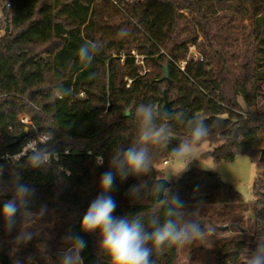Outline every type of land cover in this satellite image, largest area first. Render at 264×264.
<instances>
[{
	"label": "trees",
	"instance_id": "1",
	"mask_svg": "<svg viewBox=\"0 0 264 264\" xmlns=\"http://www.w3.org/2000/svg\"><path fill=\"white\" fill-rule=\"evenodd\" d=\"M1 6L0 155L19 151L27 139L55 135L59 160L48 172L29 171L24 179L37 188L33 210L46 204L72 217L62 231L87 241L84 264H110L97 249V235L80 232V220L100 194L99 177L112 150L137 139L136 123L126 112L134 114L140 104L162 108L166 99L171 111L210 126L205 156L221 162L246 154L257 169L250 218L244 196L216 172L194 167L170 182L186 208L201 199L203 206H224L219 218L200 210L204 224L220 234L214 252L204 245L195 249L203 255L200 264H234L246 247L254 249L256 236L264 234V0H4ZM122 28L128 30L123 38ZM85 41L100 45L87 68L76 55ZM191 44L198 57L190 54ZM23 116L31 123L22 122ZM169 125L172 139L148 146L153 171L141 178L149 185L142 200L127 195L136 178L116 177L110 193L114 215L147 217L155 205L153 186L164 175L159 166L173 158L170 151L188 131L175 120ZM22 131L27 135L17 143ZM97 155L104 157L102 167L95 164ZM10 241L0 220V264L20 256ZM56 251L42 250L44 258L51 256L43 264H55ZM152 260L182 264L180 247L154 252Z\"/></svg>",
	"mask_w": 264,
	"mask_h": 264
},
{
	"label": "clouds",
	"instance_id": "2",
	"mask_svg": "<svg viewBox=\"0 0 264 264\" xmlns=\"http://www.w3.org/2000/svg\"><path fill=\"white\" fill-rule=\"evenodd\" d=\"M118 35L126 37L128 30L122 28ZM99 51L98 43L85 41L76 55L80 64L87 68ZM129 115L136 123L137 139L127 148L120 145L112 150L108 170L99 177L100 194L84 212L80 220V232L97 235V249L109 259L110 264H154V252L203 241L214 233L213 228L205 229L199 221L200 208L205 201L198 200L186 208L185 202L178 194H173L168 186L173 178L179 179L187 171L188 165L196 160L197 146L209 137L211 129L198 116L189 118L182 111H166L151 103L140 104L134 114L130 112ZM173 120L186 124L188 129L185 136L178 138V147L170 151V156L182 160L185 166L174 173L162 175L154 184L158 199L147 217L114 215L117 204L110 193L116 177L121 181L129 177L136 178L139 182L130 186L127 195L132 200H142L149 185L141 178L153 171V155L148 146L167 144L172 139L169 121ZM65 139L68 137L65 136ZM57 143L53 133H45L38 138L25 140L18 152L5 153L0 157L8 161L7 165L0 164V220L3 232L11 237L14 252H19L38 238H51L48 229L52 228V224L45 222L48 207L42 204L37 210L32 209L37 188L25 181L24 176L29 171L48 172L53 163L59 160ZM95 164L102 167L105 164L104 157L97 155ZM161 209L163 217L160 215ZM63 241L66 247L58 253L55 264H84L81 255L87 247L84 237L69 230ZM244 257V264H264V234L256 236L254 249H244ZM13 264H37V260L33 255L23 258L17 256Z\"/></svg>",
	"mask_w": 264,
	"mask_h": 264
},
{
	"label": "rangeland",
	"instance_id": "3",
	"mask_svg": "<svg viewBox=\"0 0 264 264\" xmlns=\"http://www.w3.org/2000/svg\"><path fill=\"white\" fill-rule=\"evenodd\" d=\"M3 1L4 0H0V18H1L0 19V34L3 33L4 26H5V19L2 16L3 12H2V6H1ZM210 149H211V146L209 142H202L201 144H199L197 146V158L196 160H193L188 165L187 171L195 167L201 170L218 173L225 182L232 184L244 196L245 200L249 204V209L244 214L245 218L252 217L253 215L252 204L254 201L252 187H253L254 180L257 176L256 165L253 163L251 158L246 154L238 155L233 161L216 162L212 158L204 155V153H206ZM184 166L185 164L182 160H178L176 158H169L167 164L162 163L159 167L165 175V174H171L176 171H179ZM175 180L177 179L173 178L171 182ZM200 210L201 211L207 210L212 215L219 218V216L223 214L224 206L206 205V206H202ZM71 218L72 217L70 215H64L62 213H57V212L56 213L51 212V210L48 209V215L45 218V222L52 224V228L48 229V233L51 238L41 237V238H38L32 241L30 244L27 245L25 249H21L18 252L20 255L19 257H26L28 255H33L36 257L37 264H43V261L45 262L46 260L51 259V256H48V257L45 256L46 258H44L41 251L45 249L52 250L55 248L57 249L56 256L58 258V253L63 248L66 247L63 241V237L66 234L62 231V228L67 222L71 220ZM201 226L204 227L205 229L210 227V226L207 227L206 224H204V222H201ZM219 235L220 234L214 230V233L210 237H208L206 240H203V241L197 240L190 245L180 247L181 263L182 264H200L202 262L203 255L194 249H197L198 246L204 245L208 250L214 252L215 242H216L217 237H219ZM232 235H233L232 233L226 234L227 237H230ZM244 262H245V257L243 255L242 258L234 264H244Z\"/></svg>",
	"mask_w": 264,
	"mask_h": 264
},
{
	"label": "built area",
	"instance_id": "4",
	"mask_svg": "<svg viewBox=\"0 0 264 264\" xmlns=\"http://www.w3.org/2000/svg\"><path fill=\"white\" fill-rule=\"evenodd\" d=\"M7 5H9V4H7ZM189 52H190V54H193L194 57H198V56H199L198 52L196 51V46L193 45V44L189 45ZM133 53L136 54V51L134 50ZM141 57H142V56H141ZM141 57L137 55V59H138L137 61H138V63H141V62H142V60L140 59ZM21 121H22V122H25V123H31L30 118L27 117V116H23V117L21 118ZM41 136H42V135H41ZM3 137H4V133H3L2 130L0 129V142L3 140ZM31 139H35V138H31ZM23 143H24V142H23ZM17 152H18V151H17ZM5 153H12V152H9V151L4 152L3 154L0 155V157H3V155H4ZM14 153H16V152H14ZM0 159H2V158H0ZM3 160H4V159H3ZM4 161H6V162L8 163L7 160H4ZM167 163H168V160H165V161L163 162V164H167Z\"/></svg>",
	"mask_w": 264,
	"mask_h": 264
},
{
	"label": "water",
	"instance_id": "5",
	"mask_svg": "<svg viewBox=\"0 0 264 264\" xmlns=\"http://www.w3.org/2000/svg\"><path fill=\"white\" fill-rule=\"evenodd\" d=\"M10 29V22H9V18L7 17L6 18V31H8ZM168 76V68L166 67V77ZM162 109H165L166 111H171V107H170V103L169 101L166 99L165 100V103L162 107ZM127 114H129V110H127L126 112ZM27 135V131H22L18 136H17V140L16 142L17 143H20L24 137H26ZM264 156V148H262V151H261V159L263 158ZM170 184V183H169ZM169 186V185H168ZM162 198V196L160 197ZM158 199V198H157ZM221 229L225 228V226H221L220 227Z\"/></svg>",
	"mask_w": 264,
	"mask_h": 264
},
{
	"label": "crops",
	"instance_id": "6",
	"mask_svg": "<svg viewBox=\"0 0 264 264\" xmlns=\"http://www.w3.org/2000/svg\"><path fill=\"white\" fill-rule=\"evenodd\" d=\"M0 19H1V18H0ZM199 221H200V223L203 222V220H202L201 218L199 219ZM194 250H195V249H194Z\"/></svg>",
	"mask_w": 264,
	"mask_h": 264
}]
</instances>
